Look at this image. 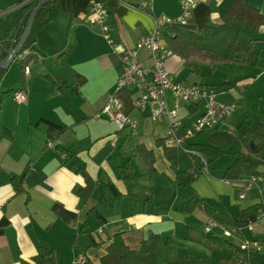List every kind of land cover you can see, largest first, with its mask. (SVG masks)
Returning a JSON list of instances; mask_svg holds the SVG:
<instances>
[{
    "label": "crops",
    "instance_id": "0c3cea01",
    "mask_svg": "<svg viewBox=\"0 0 264 264\" xmlns=\"http://www.w3.org/2000/svg\"><path fill=\"white\" fill-rule=\"evenodd\" d=\"M89 1L59 0L57 17L34 33L29 49L36 53L30 61L25 64V60L14 58L0 78V92L12 90L1 103L0 166L23 178V190L17 194L9 184L0 186V264H36L34 257L42 244L52 250L49 264H72L78 255L85 257L83 264H101L105 246L117 233L140 254L146 249L148 237L158 235L156 264L202 258L200 252L192 255L198 249L190 250L199 229L193 224L194 210L184 212L181 208L187 200H198L200 206L195 210L205 216L200 212L197 215L213 217L204 204L214 194L215 180L198 153L186 152L168 138V117L153 119L150 106L133 105L137 96L134 89L117 88L121 52L132 50L137 40L150 32L154 18L177 19L181 15L180 0H149L144 10L121 6L118 13L107 18L111 42L101 35L100 25L88 23ZM231 1L198 0L185 21L175 26L193 30L218 23ZM244 2L264 18V0ZM17 6L14 0L10 7L0 10V17L11 15L0 39V54L8 52L16 33L12 23ZM253 38L252 48L264 58V23ZM138 59L150 64L144 50L138 52ZM183 62L171 54L165 64L177 80L214 88L216 94L228 92L217 91L221 82H236L238 88L229 90L233 95L242 86L264 78V68L258 67V71L257 64L229 63L224 68L238 69L237 74L206 84L201 77L203 67L217 70L222 64L213 67L208 61L191 60L184 66ZM23 66H28L27 74ZM14 91L23 92L25 101L16 102ZM112 93L123 115L135 121L134 129H118L111 113L103 110ZM230 103L236 109V103ZM194 107L196 110L190 112ZM200 109L180 103L177 136L185 135L194 120L188 123L189 118L200 114ZM229 116L211 130L232 131L236 126L232 130L217 128L226 127ZM191 136L185 138V147ZM158 141L176 149V167L165 157ZM137 145L152 152L154 173L145 172V160L135 153ZM192 154L199 157V162ZM125 166L141 172V177L126 179ZM177 171L192 173L195 179L182 186ZM84 175L91 184L89 190L81 191V199L77 191L87 184ZM221 183L238 191L234 203L229 204L237 209L232 214L260 203L259 196L253 201L244 191L240 198L239 187L223 178ZM246 191L258 193L255 189ZM244 226H235L241 228L236 234L242 240ZM249 232L263 237L264 224ZM252 260L253 264H264V254H253Z\"/></svg>",
    "mask_w": 264,
    "mask_h": 264
},
{
    "label": "trees",
    "instance_id": "16d2710c",
    "mask_svg": "<svg viewBox=\"0 0 264 264\" xmlns=\"http://www.w3.org/2000/svg\"><path fill=\"white\" fill-rule=\"evenodd\" d=\"M37 1L39 0H16L18 6L14 12L12 23V27L16 26L15 39L23 32L30 12ZM128 1L136 4L137 0ZM101 2L110 17L118 13L121 10V6L124 7L121 5L120 0H103ZM59 11V0L48 2L38 9L31 31L23 44V50L29 48L34 42L36 30L54 20ZM263 23L264 18L258 10L247 5L244 0H232L221 15V20L218 23L205 24L193 30L175 25H165L161 33L171 54L179 56L184 61V66L190 65L189 62L191 60L208 61L213 67L217 64L229 63L254 66L259 60V54L252 48V41ZM6 54L7 52L3 51L0 54V59ZM32 55L28 56L23 63L27 64ZM4 71L5 69H0V78ZM216 88L218 92H222L238 88V86L235 81H225L217 84ZM11 91L0 92V111L3 98L10 95ZM195 110L196 107L191 108L190 112ZM250 141H255V149L250 147ZM162 143L158 141V144L163 148L165 157L171 162L173 167H176V149L167 147ZM232 143H235L238 149L235 152L233 162L225 168L222 178L234 180L242 176L259 174L261 163L264 159V119H259L254 124L250 120H244L243 123L234 127L232 131L213 130L207 143H194L191 145V149L205 160L204 167L210 170L212 162L225 154ZM135 153L145 160V172L148 174L154 173L152 169V152L141 145H137ZM124 171L127 173L126 179H138L141 177V172H133L128 166H125ZM84 176L87 184L84 189L77 191L81 199L84 197L81 191L89 190L91 184L88 177ZM177 176L182 186L191 184L195 179L192 173L186 171H177ZM6 184L12 186L15 194L23 190V178L9 174L0 166V186ZM142 199L148 200L149 198L142 196ZM199 206L200 201L190 199L183 203L181 210L191 212L199 208ZM259 206L260 203H254L232 214L230 216L231 224L233 226H242L247 221L254 219ZM158 238V235H150L146 241L147 246L144 253L140 254L138 251L128 247L120 234H114L105 246V253L100 258L101 264H156ZM233 250L234 247L232 248V254L228 258L221 260L222 264H232ZM51 253L52 250L42 244L40 253L34 257L35 263L49 264L48 257ZM164 264H203V261L201 257H196L192 260L187 259L182 263L168 261ZM254 264H256L255 261Z\"/></svg>",
    "mask_w": 264,
    "mask_h": 264
},
{
    "label": "built area",
    "instance_id": "2783aa9c",
    "mask_svg": "<svg viewBox=\"0 0 264 264\" xmlns=\"http://www.w3.org/2000/svg\"><path fill=\"white\" fill-rule=\"evenodd\" d=\"M198 0H180L181 15L177 19L169 17L154 18L153 26L150 32L141 36L134 48L130 51H123L120 54V70L117 76V88L130 87L134 89L137 96L133 100V105L141 107L150 106L151 117L153 119L166 116L170 119L167 131L168 138L172 142L183 148L186 152H192L191 148L184 146L185 138L192 135L193 132L203 129H214L217 124L224 121L235 109V104H222L215 99V90L206 87L200 83H186L177 80L166 68V58L171 55L162 38V28L165 25H175L183 23L188 16L190 10L195 7ZM121 5L129 9L144 10L149 6V0H137L136 4L130 3L128 0H120ZM88 23L98 24L101 28V35L109 42V25L106 23L108 13L103 3L98 0L89 1ZM144 50L150 61L149 65H145L138 59V52ZM29 48L21 50L16 58L24 61L28 56L34 54ZM24 73H28V66H24ZM14 100L18 103L24 102L26 96L21 91L12 93ZM180 103L187 106L200 107L201 113L198 114L191 123L184 136H177L176 130L179 126L178 108ZM105 112L111 113V118L118 129L129 128L134 129L135 121L128 119L120 110V103L115 93L107 96L103 106ZM203 166L205 160L202 158ZM226 183H232L241 189L239 197H244V191L255 189L260 197V206L254 219L247 221L244 227L249 231L254 230L255 223L264 218V159L261 163L259 174L249 175L246 177L227 180ZM215 227L222 228L223 236L228 238L231 236L230 231L224 229L223 222L209 217L207 219L204 231L208 234ZM240 227H236L239 233ZM264 254V240L260 239H244L235 247L234 264H253V254ZM85 257L78 255L72 264H83Z\"/></svg>",
    "mask_w": 264,
    "mask_h": 264
},
{
    "label": "rangeland",
    "instance_id": "374dc122",
    "mask_svg": "<svg viewBox=\"0 0 264 264\" xmlns=\"http://www.w3.org/2000/svg\"><path fill=\"white\" fill-rule=\"evenodd\" d=\"M13 1L14 0H0V10L10 7ZM4 15H6V18L0 17V39L5 34V27L8 26L7 23L11 21L10 14ZM256 66L257 68H264L263 57L259 58ZM219 67L220 68L217 70L203 67L201 77L204 76L203 78L206 84L220 82L223 78H225V76H232L233 74H237L239 72L238 69L237 71H234L232 68H224V64ZM259 68L258 71L260 70ZM185 73H187V71ZM253 83L254 84H250L249 86H242L238 91H233V95L229 94V91L222 94H215V99L219 103L225 105L232 104L230 103L232 101L236 103V109L229 116L226 127L221 125L217 127L218 129L232 130L233 126L243 123L244 120H250L254 124L255 122L259 121V119H264V78L255 80ZM194 116L195 115L189 118L188 123H191V121L194 119ZM212 131L213 130L211 129H204L202 131L193 132V135L186 139L187 147L191 148L193 143H207ZM252 143L256 145L255 141H252ZM237 149L238 146L235 143H232L227 148L225 154L212 162L210 176L215 180V182L212 181L214 185V194L212 197H210V199H207L206 203L204 204L206 210L209 211L214 218H220V220L223 222L224 229L230 231L231 236L228 238L224 237L222 228L220 227L213 228L212 232L207 234L204 231V227L208 218L201 216L205 213H201L197 210H194L193 213H191V215L194 216V222H196L193 224H195L199 229L196 230V236L193 238L195 244L191 245L190 250H199L196 252L193 251L192 255L200 252L199 254L202 255L203 258V264H222L221 260L228 258L232 254V248L239 246L242 241L238 234H236V227L231 224L230 214L235 212L237 209H233V206H229L230 203H234L232 199L238 195V191L233 187H227L221 183L223 172L225 168L233 162ZM194 155L195 154H192L193 159L199 162V157ZM185 158L186 159L184 161L188 164V159L186 156ZM245 193L247 195V199L253 201L259 196L258 193L254 191H245ZM197 212H200L201 215L199 213L197 215ZM260 224H264V218L260 219L259 223L254 225V229ZM241 232L245 239L258 238L261 240L264 238V236L260 237L254 232H249L245 227ZM196 242H198L200 246L196 244ZM232 264L234 263L232 262Z\"/></svg>",
    "mask_w": 264,
    "mask_h": 264
},
{
    "label": "water",
    "instance_id": "95a60500",
    "mask_svg": "<svg viewBox=\"0 0 264 264\" xmlns=\"http://www.w3.org/2000/svg\"><path fill=\"white\" fill-rule=\"evenodd\" d=\"M51 1H55V0H39L36 2L35 6L33 7L32 11L30 12L29 19L27 21V24H26L23 32L21 33V35L17 39H15L16 33L14 34L11 46H10L7 54L2 59H0V69H6L8 67V65L12 62V60L14 58H16L17 54L21 51L23 44H24L26 38L28 37L30 31H31L33 21H34V18H35V15H36L38 9L41 6H43L44 4L51 2ZM249 145L252 149L256 148V145H254L252 143V141H250Z\"/></svg>",
    "mask_w": 264,
    "mask_h": 264
}]
</instances>
